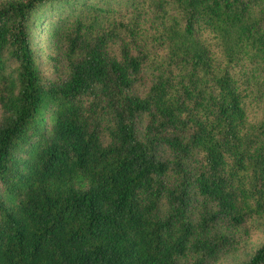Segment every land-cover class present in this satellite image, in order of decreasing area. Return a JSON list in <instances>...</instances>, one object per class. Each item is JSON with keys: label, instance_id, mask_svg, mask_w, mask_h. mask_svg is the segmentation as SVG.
Masks as SVG:
<instances>
[{"label": "trees", "instance_id": "obj_1", "mask_svg": "<svg viewBox=\"0 0 264 264\" xmlns=\"http://www.w3.org/2000/svg\"><path fill=\"white\" fill-rule=\"evenodd\" d=\"M125 4H0V264H210L264 217V0ZM69 7L48 78L32 34Z\"/></svg>", "mask_w": 264, "mask_h": 264}, {"label": "rangeland", "instance_id": "obj_2", "mask_svg": "<svg viewBox=\"0 0 264 264\" xmlns=\"http://www.w3.org/2000/svg\"><path fill=\"white\" fill-rule=\"evenodd\" d=\"M6 0H0V4ZM97 5H101L103 2L107 3L113 9H120L122 14H125V0H94ZM71 7V6H70ZM70 7L64 10H57L55 12L56 18L50 19L48 25H43L39 28H35L32 34V42L34 46V53L38 61L41 62V68L44 74L48 75V78L56 79L60 75V71L64 70V43L62 41L63 31L57 28L58 18L66 16L70 12ZM118 16V15H116ZM119 17V16H118ZM109 22H104V25H109L115 19L109 18ZM48 21V20H47ZM45 21V22H47ZM53 35L55 36L53 38ZM203 40L209 45L213 52H219L217 44H215L214 35L205 32L202 35ZM46 55H52L56 57V61L59 63L57 69L54 67V62L47 59ZM60 71H59V70ZM242 71V78L244 86L252 87L263 81V75L259 70L255 68H247L245 66L240 67ZM237 73L239 69L237 68ZM150 73L146 72L145 76L150 78ZM141 88L140 90H143ZM245 108L247 112V118L249 123L257 124L262 121L264 116V85H259V92L255 97H249L245 101ZM145 125V121L142 122L141 128ZM103 141H107V135H103ZM164 157H168V152H162ZM195 204L198 208H207L212 211L213 208L207 202H204L201 198L195 199ZM197 214H194L192 219H198ZM222 235L230 237L231 242L226 246L218 255L217 259L210 264H243L248 261L255 251L264 244V217L251 219L236 231H227L224 227H220L219 231Z\"/></svg>", "mask_w": 264, "mask_h": 264}]
</instances>
